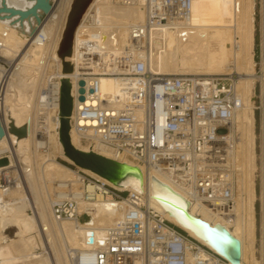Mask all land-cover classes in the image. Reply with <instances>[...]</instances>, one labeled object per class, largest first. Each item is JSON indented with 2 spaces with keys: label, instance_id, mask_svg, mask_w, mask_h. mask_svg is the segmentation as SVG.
<instances>
[{
  "label": "bare ground",
  "instance_id": "1",
  "mask_svg": "<svg viewBox=\"0 0 264 264\" xmlns=\"http://www.w3.org/2000/svg\"><path fill=\"white\" fill-rule=\"evenodd\" d=\"M0 1L7 10V12L0 13V41L3 44L0 52L4 58L3 63L0 64L3 69H5V64L11 65V76H6L4 75L5 73L0 72V95L5 93V99L10 105L6 116L4 108L0 105V121L6 129L9 128L11 122L17 128L26 126L28 129V136L22 139H19L14 134L6 133L3 137L5 146L0 147V153L6 151L11 155L1 156L2 154H0V159L7 158L9 160L8 166L0 167V173L5 174L12 181L9 193L3 198V204L0 205V215L2 216L0 228L4 229L9 225H22L25 231H30L31 233V238L24 241L26 245L23 242L13 241L9 248L7 247V256L10 259V256L15 255L19 249L23 250V248H26L29 254H18L21 257L24 255L29 257L32 264H74L72 258L75 255V251L86 248L88 235L93 233V236L100 239L103 238L106 229L121 217L118 205L114 202L102 200L101 196L98 197L95 203L90 204V207L95 208L96 211L90 214L85 222H58L52 212L54 200L63 196L62 193H59L61 192L59 188H63L61 186L62 182H69L75 190L80 188L81 194L84 192L83 187L79 186L76 179L78 177L77 172L60 164L56 159L57 155L55 156V153H51L49 148L53 145L52 147H56L58 153L68 163L73 164L65 156L59 137L62 83L59 91L60 103L58 112L56 110H53V112L46 111L40 106V98L43 96L42 91L49 85L52 77L59 75L62 78L61 82L63 79L68 78L72 84V93L78 87L75 83V77L78 78L80 73L74 65V48L72 56L66 59L74 67L72 73L63 74L62 62H60L61 59L58 56L59 46L74 0L71 1L69 7L61 9L63 17L59 30L57 29L59 28L58 22L61 19V12L53 3L49 7L50 0H35L31 6L28 3L30 0ZM3 6L1 7L3 8ZM253 7L254 0H193L192 12L188 21L178 25L174 30L153 31V36H155L153 38L157 39L156 49H153L150 54L146 50L142 51V54L150 59L148 69L159 75L196 74L222 76L233 75L235 73L234 70L239 73L241 78L239 82L236 79V90L237 96L242 102V107L238 110L232 122L231 137L234 145L230 158L233 168L231 178L235 180L236 187L234 206L228 214L212 213L206 208L193 206L188 197L173 185L165 175L155 173L148 175L143 167L134 162L126 158H117L111 148L100 142L92 134L78 135L73 128L72 122L78 107L82 105V102L79 101L80 85L78 89L79 97L73 98L74 109L71 116L72 129L70 132L72 144L76 148L86 152H95L106 158L136 167L140 170V179L130 178L121 184H115L89 170L79 168L81 172L103 180L121 191L144 193L148 206L157 208L167 220L181 227L197 241L214 250L195 232L185 227L177 217L171 215L167 210L168 208L163 206L154 196V189L157 183L169 187L183 199L182 201L189 203V213L192 216L200 218L212 227L223 226L233 237L240 241L241 264H264V261L260 263L255 258L256 192L254 178L256 153L254 110L256 108V81L258 77L254 73L255 19ZM44 12L48 13V15L40 23L39 17ZM86 16L89 26L86 24L82 25V21ZM32 21H35L36 24L33 30L34 22ZM145 22L146 12L137 5H123L119 0H94L85 12L76 30L75 37L84 35L85 38H90L91 40H100L103 49L102 53L104 54L101 59L104 62H101V64L106 66L113 62L115 58L123 55L126 50L128 52L132 51V43L129 38L130 28ZM16 24H24L25 33L14 28L13 26ZM53 30H56L55 36L58 31V37L56 36L55 39L54 34L52 35ZM90 30L94 31L95 36L88 37L91 33ZM28 32H31V35ZM41 34L45 37V41L40 39ZM160 40H164V47L163 44L161 47L159 46ZM51 61H54L55 64L57 63V74L50 78L48 77L46 81L48 74L46 72ZM231 66H234V68L232 69ZM45 81L46 85H44ZM86 81L89 82V79ZM121 82L122 80L117 77L100 78L102 98L121 95ZM43 86L45 87L40 92V96H38ZM262 99L264 105V74L262 77ZM39 119L44 136L35 140V127ZM83 141L87 144V147L82 145ZM33 149L38 154L36 156L39 159L43 156L47 157H44L46 161L42 158L45 162L41 166V172L38 176H36V169L34 170L32 164L35 153H33ZM46 149H49L48 151L50 152L45 155L43 152ZM14 156L19 165L14 164ZM262 170L264 185V165ZM17 174L19 175L17 176ZM22 174L27 177L26 182L31 195L36 201L38 217L36 214L35 218L32 217L35 225L29 217L23 215V212L27 213V209L31 207L28 201L26 202L28 197H26L27 190L24 185L25 176ZM20 175H22V181ZM14 176H17L16 180L12 179L15 178ZM38 182L43 184V191L37 187ZM89 190H92V188L90 187ZM262 199L264 206V190ZM87 206L88 204L84 202L80 204L81 209ZM18 228L20 229V227ZM0 238L5 241V244L0 247L10 242L4 231H0ZM36 238L44 248L49 249L47 253L50 258L49 256L44 257L43 253L38 252L40 248L36 245ZM67 245H70L73 249L76 248V250L70 249L69 253ZM5 252L4 249L0 250V256H3Z\"/></svg>",
  "mask_w": 264,
  "mask_h": 264
},
{
  "label": "built area",
  "instance_id": "2",
  "mask_svg": "<svg viewBox=\"0 0 264 264\" xmlns=\"http://www.w3.org/2000/svg\"><path fill=\"white\" fill-rule=\"evenodd\" d=\"M119 1L143 8L146 22L130 28L132 51L126 50L106 66L101 64L100 40L75 37L74 65L80 75L75 77L78 87L73 98L79 97V81L85 80L86 85L85 101L75 113L73 128L80 136L92 134L117 158L134 162L148 175H165L193 206L228 214L234 206L236 187L231 178L232 122L242 107L235 75L155 74L148 69L150 59L142 51L150 54L156 49L153 31L174 30L186 23L193 0ZM87 23L86 16L82 25L89 26ZM40 37L45 41L42 34ZM159 44L164 47V40ZM3 61L0 52V63ZM101 77L122 80L121 95L102 98ZM61 79L59 75L52 77L42 91V109L58 110ZM76 172L84 192L62 182L59 193L63 196L52 206L55 220L85 222L96 211L90 204L99 196L116 203L121 217L106 229L103 238L93 236L94 242L89 243V234L86 248L75 251L74 264H231L167 220L157 208L148 206L144 193L121 191ZM11 185L12 181L0 173V205ZM81 202L88 206L81 209ZM3 244L0 238V246Z\"/></svg>",
  "mask_w": 264,
  "mask_h": 264
},
{
  "label": "water",
  "instance_id": "3",
  "mask_svg": "<svg viewBox=\"0 0 264 264\" xmlns=\"http://www.w3.org/2000/svg\"><path fill=\"white\" fill-rule=\"evenodd\" d=\"M94 0H74L71 5V10L68 15L66 28L61 40L58 56L61 59L63 66V74H70L74 71V67L66 59L73 54V43L75 33L80 25V22L93 3ZM49 7L51 0L49 1ZM1 12H7L5 7L0 8ZM10 12V11H9ZM46 16L48 13L44 12ZM39 22L42 23L41 17ZM62 99L60 109V129L59 137L64 149L65 156L72 161L73 165L80 168L89 170L96 175L108 180L115 184H121L130 178L140 179V170L136 167L130 166L126 163H121L113 159L106 158L95 152H86L76 148L72 144L71 132V116L74 109V100L72 97V84L68 78L62 80ZM85 81L79 82L80 97L79 101H85ZM92 84V82H91ZM6 133L16 135L19 139L28 136V129L26 126L17 128L14 123L9 124L6 129L0 121V147L5 146L3 137ZM9 165L7 158L0 159V167ZM154 196L163 205L166 206L168 212L180 220V222L187 228L191 229L209 244L219 255L228 260L231 264H241V243L238 239L223 226L217 225L212 227L209 223L196 218L189 213V203L182 201L183 199L173 192L169 187L160 183L156 184L154 189ZM89 243L94 242L93 233H90Z\"/></svg>",
  "mask_w": 264,
  "mask_h": 264
},
{
  "label": "rangeland",
  "instance_id": "4",
  "mask_svg": "<svg viewBox=\"0 0 264 264\" xmlns=\"http://www.w3.org/2000/svg\"><path fill=\"white\" fill-rule=\"evenodd\" d=\"M30 1L28 2L29 3V6H31V3L33 2V0H30ZM52 3L53 2H51V4ZM1 6H3V3L2 2L0 3V8H2ZM253 15H254V19H255L254 53H256L254 55V61H255L254 73L258 77L257 78V81H256V99H255L256 108L254 110V112H255L254 113V115H255L254 116L255 117V153H256V158H255L256 169H255V178H254L255 179V192H256V199H255V211H256L255 258L260 263H263V261H264V244H263L264 208L263 207L264 206H263V199L262 198H263V190H264V187L263 186L264 185H263V170H262V167L264 165V154H263L264 153V149H263L264 148V127H263L264 126V121H263L264 120V105H263V99H262V77H263V74H264L263 73V60H264V55H263L264 54V51H263V43H264V0H254ZM45 18H46L45 17V14H43L41 16L42 21ZM13 27L14 28H17L18 31L21 30L20 32L25 33L24 24H22V25L21 24L20 25L16 24ZM90 31H91V33L88 35V37L95 36L94 31L93 30H90ZM28 34H29V32H28ZM106 34H108V33L106 32ZM256 34H258V44L255 46V36H256ZM231 67H232V69L234 68V66H231ZM5 69H6V71L9 72L10 69H11V65L10 64H5ZM234 72H235L234 73L235 78L239 82V80H240L241 77H240V75H239L238 72H236L235 70H234ZM46 74H47L46 81H47L48 77L50 78L51 76H55L57 74V63L55 64L54 61H51L49 67L47 68ZM191 75H194V74H191ZM101 78H103V77H101ZM104 78H109V77H104ZM46 81H45V84L44 85H46ZM44 87L45 86H43L41 88V90L39 91V95L38 96H40V92L42 91V89ZM37 101H38V99H37ZM35 134H36L35 135V140H38L40 137L44 136L43 133H42V125L40 124V119L37 121V124H36V127H35ZM82 145L84 147H87V144L84 143V142L82 143ZM52 146L49 147L50 148V151L53 154L55 153V156L57 155L56 156V159H57V161L60 164L64 165L65 167H68L69 169H71L73 171H78L79 170L78 167L74 166L73 164L68 163L58 153L56 147H52ZM48 150L49 149H46L43 153H45V155L46 154H49L48 152H50V151H48ZM53 151H55V152H53ZM34 152L35 151L33 149V153ZM36 155H38V154L35 152L34 153V156H33V162H32V164H33L34 170L36 169L35 170L36 171L35 172L36 173V176H38L40 174V172H41L40 171L41 166H43L44 162L46 161L45 158H47V157L43 156V157H41L39 159ZM5 156H11V155L10 154H6ZM36 157H37V159L42 160V161H39L38 160L39 161L38 162L37 159H36ZM42 158L45 159V161ZM37 162L39 163V165H38ZM18 175L19 174H17V176ZM22 175H20L21 176V181L23 180L22 179ZM17 176H14L15 178H12V179H15L16 180ZM23 176H25V175H23ZM26 180H27V177L25 176L24 177V185H25V189L27 190L26 197H28V199H29L28 200L26 198V202L28 201V204H30V207L31 208L27 209V213L30 216L26 212H23V215L29 217V219L31 220V222L35 225V222H34V220H33L32 217H34L35 214L38 217V209L36 208V205H35L36 201H35L33 195H31V191H30V189L28 187V184H27ZM54 186L56 187V185H54ZM37 187H39V189L41 188V190L43 191V189H42V188H44L43 184L39 183ZM237 192H238V184H237ZM50 197H52V196H50ZM0 217H1L0 219H2V216L1 215H0ZM15 226L16 225H9V226L5 227L4 229L0 228V231L1 232L4 231L5 235L8 236V238L10 239V242L7 245L0 247L1 248L0 250H3L4 249V252L6 250L5 254L3 256H0V264H32L31 263V259L29 257H27L25 255L21 257L20 254H18V253L29 254V253H27L29 251L26 248H23L24 251L21 250V249H19L18 252L15 253V255L10 256V259H9V256H7V249L9 248V246L11 245V243L13 241H16V242L19 241L20 243L23 242V244L26 245L24 243V241L25 240H28V238H31L30 231L29 232L25 231L24 230V227H22V225L16 226V228H15ZM18 227H20V229ZM43 239H44V237H43ZM36 245H37L38 248H40L39 250L36 249V250H38V252L43 253L44 257H48L49 256V258H50V255L47 253L49 249L44 248L43 245H41V243L39 242L38 239L36 240ZM67 246H68L69 253H70L71 250H76V248L73 249L70 245H67ZM246 255H247V258H248V253ZM11 257H14V258H11Z\"/></svg>",
  "mask_w": 264,
  "mask_h": 264
},
{
  "label": "crops",
  "instance_id": "5",
  "mask_svg": "<svg viewBox=\"0 0 264 264\" xmlns=\"http://www.w3.org/2000/svg\"><path fill=\"white\" fill-rule=\"evenodd\" d=\"M34 1L35 0H33V2L31 3V5L34 3ZM60 1V2H59ZM71 1L72 0H70V1H68V0H53V4L55 5V7H57L58 9H60V12H61V19H60V21L58 22V26H59V28L57 29V30H59L60 29V24L62 23V10L64 9V7H69V4L71 3ZM69 2V3H68ZM60 3V4H59ZM59 5V6H58ZM63 7V8H62ZM62 9V10H61ZM43 15V14H42ZM41 15V16H42ZM45 17H47L46 15H45ZM32 22H34L33 23V26L34 27H32V30L35 28V26H36V24H35V21H32ZM55 31L56 30H53V32H52V35L54 34V39H55V37L57 36L58 37V31H57V35L55 36ZM32 32V31H31ZM31 32L29 33V35H31ZM38 34V33H37ZM36 34V35H37ZM35 35V36H36ZM32 38V37H31ZM255 46H256V39H255ZM256 54V53H255ZM3 68H1V64H0V72L2 71L3 72V74L4 75H6V76H11L10 75V71L8 72V71H6L5 69H3ZM5 71V72H4ZM1 72V73H2ZM2 78H3V76H2ZM5 93H3V94H1L0 95V105H1V107H3L4 108V112H5V116H6V112H7V110L10 108V105L7 103V101H6V99H5ZM9 107V108H8ZM11 110V109H10ZM7 140V139H6ZM7 142H8V140H7ZM8 144H9V142H8ZM0 154H2L1 156H3V155H6V154H10V153H8V152H6V151H4V152H1ZM14 159L15 160H13L14 161V164H16V165H19L18 164V162H17V160H16V158H15V156H14ZM58 181V180H57Z\"/></svg>",
  "mask_w": 264,
  "mask_h": 264
},
{
  "label": "trees",
  "instance_id": "6",
  "mask_svg": "<svg viewBox=\"0 0 264 264\" xmlns=\"http://www.w3.org/2000/svg\"><path fill=\"white\" fill-rule=\"evenodd\" d=\"M255 39H256V45H257L258 44V34H256Z\"/></svg>",
  "mask_w": 264,
  "mask_h": 264
}]
</instances>
